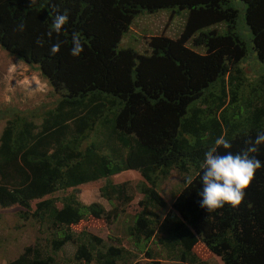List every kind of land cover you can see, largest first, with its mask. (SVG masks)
I'll return each instance as SVG.
<instances>
[{
	"label": "trees",
	"instance_id": "obj_1",
	"mask_svg": "<svg viewBox=\"0 0 264 264\" xmlns=\"http://www.w3.org/2000/svg\"><path fill=\"white\" fill-rule=\"evenodd\" d=\"M241 1L249 46L237 0L0 2L1 47L38 69L60 96L40 122L36 112L28 117L16 106L0 109L7 118L0 134V208L20 207L21 218L33 217L47 234L45 243L26 246L8 264L128 260L131 251L125 246L72 229L88 216L110 224L119 216L117 207L85 204L73 192L54 196L105 178L103 197L130 202L126 184L110 180L125 170L143 177V208L126 228L136 245L154 240L164 257L203 264L193 251L202 242L223 264H264V167L238 207L226 204L208 213L199 204L201 164L216 139L224 136L238 153L242 149L236 144L264 133V0ZM53 5L59 13L67 12L69 22L49 39ZM166 8L189 10L179 38L152 37L149 55L118 49L137 15ZM21 23L24 30L18 31ZM73 33L84 46L79 57L71 55ZM189 40L201 50L188 47ZM57 41L62 42L60 52L51 55ZM246 62L257 74L244 71ZM110 140L117 143L114 150ZM250 155L264 164V153ZM172 168L197 173L191 185L185 180L160 221L156 209L167 202L157 187L160 174L165 177ZM68 243L76 245L74 257L63 255ZM155 254L161 252L149 250L150 256Z\"/></svg>",
	"mask_w": 264,
	"mask_h": 264
},
{
	"label": "rangeland",
	"instance_id": "obj_2",
	"mask_svg": "<svg viewBox=\"0 0 264 264\" xmlns=\"http://www.w3.org/2000/svg\"><path fill=\"white\" fill-rule=\"evenodd\" d=\"M236 4L241 10L240 22L243 24V32L247 36L246 39H248L249 46L250 33L244 22V3L241 0H237ZM176 10L177 8H166L155 12H141L122 35L118 49L132 48L138 53L149 55L152 53V48L150 47L152 37L165 35L174 39L179 38L187 25L189 10ZM187 46L195 50H201L192 43V40H189ZM242 66H244V71L247 74H257V68L251 66L248 62L243 63ZM59 98L60 96L55 92L50 81L38 69L11 55L0 45V109L16 106L28 117H31L33 112H36L39 116L36 120L40 122L45 110L55 107ZM6 121L7 118H4L0 111V134ZM250 137L248 140L254 139L256 134ZM248 140L245 142L240 141L236 144V147H240L242 150L245 149L248 147ZM116 145V142L111 141V148L113 150L116 148ZM113 150H110V152H113ZM224 152L225 150H222L221 154ZM259 152L264 153V145L260 146ZM123 155L114 154V156ZM196 173L194 169H191L190 172L182 173L178 169L172 168L167 176L164 177L160 174L157 188L167 202L165 208L156 209L160 214V221L172 209L173 203L184 187L186 178H193ZM110 180L117 184L125 183V195L132 197V200L123 203L121 200L119 201L115 198L110 202L107 198L103 197L100 187L106 183L105 178L78 187H72L66 191L60 190L54 194V196L62 197L73 192L85 204L99 202L107 210L117 207L120 211L118 218L110 221L112 222L110 224L102 220L91 221V218L88 216L72 229L76 232L86 229L105 238L108 244L121 245L128 248L131 251L130 258L119 261L117 264H126L125 262L128 261L132 264H189L164 257V252L159 246H155L154 240H150L145 245L144 241L142 244L136 245L134 239L126 234L127 226L133 224L136 214L143 208L140 205V201L145 198L141 191L143 186L141 174L135 170H125L110 177ZM58 206L61 207L62 203L59 202ZM20 210L21 208L18 206L0 208V264H8L11 260L18 257L28 245H33L37 241L45 243L47 234L40 229L38 222L33 217H29L28 219L21 218ZM158 235H161V231H159ZM117 240H121V244ZM152 248L160 251L161 255L155 254L154 256H150L149 250ZM63 251V255L74 257L76 245L68 243ZM193 251L204 262L203 264H223L221 259L208 251L202 242H198L194 246Z\"/></svg>",
	"mask_w": 264,
	"mask_h": 264
},
{
	"label": "clouds",
	"instance_id": "obj_3",
	"mask_svg": "<svg viewBox=\"0 0 264 264\" xmlns=\"http://www.w3.org/2000/svg\"><path fill=\"white\" fill-rule=\"evenodd\" d=\"M54 20L51 28L47 32L49 39L53 33L57 36L65 30V25L69 22L67 12L59 13L53 5ZM24 24L18 25V31L24 30ZM39 45H43V40H37ZM60 41L52 44L49 52L56 55L60 52ZM71 55L79 57L84 51L83 43L79 34L73 33ZM248 147L241 152L233 153L230 149L232 144L221 136L216 139L215 146L205 153L204 162L201 164L202 175L200 182L202 190L199 192L201 200L199 204L208 213L222 209L226 204L235 208L244 200L246 190L251 186L256 177V172L264 167L262 161L251 153H258L260 146L264 145V133H259L254 139L247 141ZM223 147L226 151L221 154L219 148ZM186 183H193L192 177L186 178Z\"/></svg>",
	"mask_w": 264,
	"mask_h": 264
}]
</instances>
